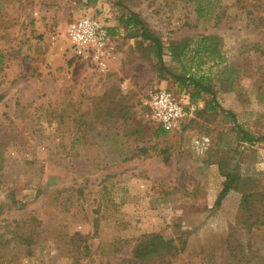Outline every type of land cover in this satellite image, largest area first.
<instances>
[{"label":"rangeland","instance_id":"rangeland-1","mask_svg":"<svg viewBox=\"0 0 264 264\" xmlns=\"http://www.w3.org/2000/svg\"><path fill=\"white\" fill-rule=\"evenodd\" d=\"M208 1L0 0V264H76L79 244L81 264H141L143 235L171 264H264V139L238 130L264 137V0ZM85 13L111 30L105 66L71 50ZM162 89L199 106L174 131L146 105Z\"/></svg>","mask_w":264,"mask_h":264},{"label":"built area","instance_id":"built-area-1","mask_svg":"<svg viewBox=\"0 0 264 264\" xmlns=\"http://www.w3.org/2000/svg\"><path fill=\"white\" fill-rule=\"evenodd\" d=\"M71 50L74 55L105 66L110 41L109 27L94 15H83L70 27ZM152 120L163 130L179 129L199 109L197 102L187 101L170 90H156L146 103Z\"/></svg>","mask_w":264,"mask_h":264},{"label":"trees","instance_id":"trees-1","mask_svg":"<svg viewBox=\"0 0 264 264\" xmlns=\"http://www.w3.org/2000/svg\"><path fill=\"white\" fill-rule=\"evenodd\" d=\"M196 4V13L199 18H203L206 16L205 10L207 9L210 2L208 0H205L206 3L203 4L201 0H193ZM88 3H97L98 0H87ZM120 23L124 25L127 28L132 29V31H135V29H138L137 32L141 34V37L143 40L149 41L153 44V48L155 49V56L158 59L161 73H167V69L163 65V49H162V43L149 34L146 25L138 18V15L135 13H130L129 15H123L120 18ZM109 34L111 36V30H109ZM182 54L179 55L181 57ZM171 76V74H169ZM179 80L181 86H188L191 87L195 92L194 95H192V100H196L198 98H201L203 93H209V89L207 86L203 84V78H194V77H183V78H176ZM211 107V106H210ZM213 109H215V106H212ZM230 117L233 119L234 116L232 114H229ZM239 127V126H238ZM239 132L242 134V137L247 142H255L260 141L264 139V137H256L249 132L244 131L240 127L238 128ZM233 180L228 181L222 190V192L219 194L216 205H219L220 202L225 198V196L229 193V191L234 187L233 186ZM33 239L30 241H25L23 245H26L29 248H32L33 246ZM77 252L81 254V257L76 258V264H81V260L86 259L90 255L89 247L87 245L82 246L81 244L75 246ZM184 244L181 247V251L184 250ZM176 250H180L177 248V246L173 245V242L171 240H166L160 235H143L139 239H137V244L134 246V249L132 250L133 257L135 260L141 261V264H171L170 257L174 255ZM78 254V255H79Z\"/></svg>","mask_w":264,"mask_h":264},{"label":"crops","instance_id":"crops-1","mask_svg":"<svg viewBox=\"0 0 264 264\" xmlns=\"http://www.w3.org/2000/svg\"><path fill=\"white\" fill-rule=\"evenodd\" d=\"M105 1H107V0H98V2L96 3V5H99V6L104 5L105 4L104 3ZM109 43H110V41H109Z\"/></svg>","mask_w":264,"mask_h":264}]
</instances>
